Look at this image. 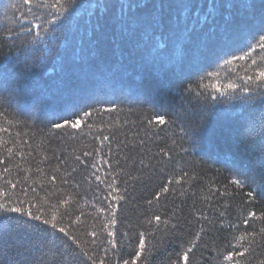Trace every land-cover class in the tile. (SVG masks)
<instances>
[{
    "label": "snow or ice",
    "instance_id": "6c2138e0",
    "mask_svg": "<svg viewBox=\"0 0 264 264\" xmlns=\"http://www.w3.org/2000/svg\"><path fill=\"white\" fill-rule=\"evenodd\" d=\"M10 7L19 13L15 19L17 27L0 29V46L15 48L19 41L25 53V62L29 59V53L34 51L33 46L42 44L45 49L53 46L59 48L66 41L77 13L83 10L91 17L93 13L89 9L92 8H118L119 16L113 19L122 32L143 33L146 25L166 27L172 34L170 55L162 52L168 47L167 42H164L153 48L152 58L179 64L181 73L191 61L206 56L207 50L213 47V38L218 35L215 29L220 30L223 46L221 52L217 53L222 60L217 64L218 70L205 72L195 87L189 86L178 92L180 99L185 101L179 106L173 103L175 96L167 99L162 95V90L172 85L169 81H161L155 86L140 87L143 103L148 108L136 113L129 109V114L136 116L135 121L124 119L120 123L119 115H111L123 111L119 103L97 95L70 99L65 107L49 109L45 129L41 130L35 149L41 156L35 168L38 178L33 177L31 166L22 168L20 163H14L17 157L24 159L33 155L32 152L24 151L25 147H33L23 139L28 133H12L10 129L17 126L18 122L8 119L7 114L0 111V133L9 135L8 140L0 136V264H155L157 260L159 264H207L203 253L199 257L196 253L208 247L204 243L207 236L225 229L229 233L228 243L219 251L213 248L216 255L208 259L213 264H250L246 254L250 257L257 247L264 248V208L259 213L255 210L257 204L264 203V55L253 56L258 49L264 51V0H259V3L257 0H167V3L118 0L112 5L90 4L87 0H17ZM99 19L97 17V24ZM243 30H247L248 38L254 42L248 43L241 54L227 51L233 35ZM238 61L245 63L238 65ZM19 62V56L12 60L14 64ZM237 67H243L244 75L237 74L233 78L227 71H221ZM9 75L7 67L0 64V90L15 92V89L7 88ZM205 80L208 82L205 83ZM193 95L198 101L195 107L190 104ZM219 104L232 105L230 116L231 126L236 129L235 142L252 157L251 165L241 164L227 155H217V162L229 172L227 183L218 185L213 179L206 184V189H201V207L197 208L193 203L187 226L180 223L181 216L177 210L171 214H157L155 209L159 208L161 197L166 199L170 191L176 192L175 186L181 189V196L187 194L193 182L198 181V176L184 167H179V175H167L166 181L152 199L145 202L151 214L144 215L136 227L133 253L128 258L120 257V242L114 230L118 205H113L112 201L119 202L127 198L129 183L127 179L124 180L121 189L116 187L121 183L117 176L109 172L102 178L98 174L101 168L98 167L97 158L112 168L108 161L114 143L118 156L121 150H126L123 159L131 160L132 153L141 155L146 138L158 139L160 132L165 130L173 132L175 138L172 144L180 152L188 154L189 149L184 148L183 141H188L192 149H197L207 136L209 152L201 149V155H209L212 123L208 117ZM256 109L260 111L258 123L253 118ZM197 116L199 119L191 123ZM4 122L8 127L4 126ZM20 123L28 126L27 122ZM126 124H132L137 129L131 140L121 130ZM257 128L260 138L259 141H253L252 136ZM140 129H143L144 137H140ZM35 136L33 133L32 138ZM50 138H91L94 142L92 151H85L83 156H76L75 159L94 170L90 176L98 182L96 188L99 193L94 199L107 202L111 211L99 219V228L93 223L91 229L84 233L91 237L90 240L82 239L76 227L83 223L81 217L85 213L82 209L90 202L85 199L80 203L72 192L60 187L71 184L70 178L76 169L62 173L58 179L55 173L60 172L59 166L50 176L39 166L48 159L42 149L44 142ZM178 140L180 143H177ZM174 150L162 148L156 154V157H161L156 160V164L163 165L165 160L171 162ZM101 151L105 153L103 156L99 155ZM83 157L92 158V162L89 163ZM156 157H149L148 162L144 158L133 160V165H139L137 170L156 172V164L152 163ZM119 164L120 160L117 159V166ZM13 168H22L25 175L17 179L12 174ZM158 171L164 174L165 167H160ZM128 176L133 181L142 179L131 173ZM42 181H46L53 190H46ZM101 184L109 189L106 195L100 191ZM235 190H239L244 200L243 207L237 209L235 219L231 220L227 212L230 205L224 198L230 199L238 194ZM40 191H44V195H40ZM191 194L195 195L194 192ZM217 198H220L224 210L218 209L217 214L210 217L205 214L204 208L212 209V201ZM105 211V208L100 207L89 215L97 218ZM254 221H260L261 226L256 228L254 224L250 225ZM121 235L131 243L128 231H123ZM89 244L92 245L91 249ZM101 251L103 255L99 254ZM10 252H15V256H10ZM109 252H112L111 259L108 258ZM258 264H264V260Z\"/></svg>",
    "mask_w": 264,
    "mask_h": 264
},
{
    "label": "trees",
    "instance_id": "16d2710c",
    "mask_svg": "<svg viewBox=\"0 0 264 264\" xmlns=\"http://www.w3.org/2000/svg\"><path fill=\"white\" fill-rule=\"evenodd\" d=\"M16 2L17 0H0V29L6 26L17 27L15 19L19 16V13L10 7L12 3ZM87 2L90 4L112 5L118 3V0H87ZM142 2L167 3V0H142ZM257 3H259V0H257ZM89 12L93 13L91 17L83 10L77 13L71 31L67 34L66 41L61 43L59 48L53 46L45 49L42 44L33 46L34 51L29 53V59L26 62L24 60L25 53L19 41L15 48L0 46V64L5 65L10 73L6 82L7 88L16 90L15 92L0 90V111L5 112L8 119L18 122L17 126L10 129L12 133L16 131L28 133V136L23 137V139L33 147H25L24 151L32 152L33 155L24 159L17 157L14 163H20L22 168L31 166L33 177L38 178L35 168L41 156L40 152L35 149L40 139L41 130L45 129L49 109L65 107L70 99L97 95L105 100L119 103L123 111L111 115H119L121 118L120 123H123L124 119L135 121L136 116L129 114V109L136 113L148 108V105L143 103V94L139 91L142 85L155 86L161 81H169L172 87H165L162 90V95L167 99L175 96L176 99L173 103L179 106L185 101L180 99L178 92L189 86L195 87L199 78L205 72L218 70L217 64L222 62L217 56L223 46L219 29H215L218 35L213 38V47L207 50L206 56L197 57L191 61L190 65L184 67L181 73L179 64L162 62L159 59L154 60L152 58L153 48L164 42H167L168 47L162 49V52L170 55L172 34L166 27L146 25L143 33H127L122 32L119 24L113 19V17L119 16L118 8H92L89 9ZM165 14L167 15V10ZM97 17L100 18L99 24H97ZM144 19H147V17H144ZM252 42L254 41L248 38L247 30H243L233 35V39L228 42L226 50L241 54V50ZM260 55H264V51L258 49L257 52L253 53V56L259 57ZM17 56L21 58V62L12 63V60ZM244 63L243 61L237 62L238 65ZM221 71L222 73L227 71L233 78L237 74L244 75L243 67ZM204 82L207 83L208 81L205 80ZM197 103L198 101L193 95L190 98V104L195 107ZM231 110V104H219L208 117L212 123V147L209 155H201V149L209 152L207 136L204 137L197 149H192L188 141H183L184 148L189 149L190 154H188L180 152L179 148L172 144V139L175 138L173 132L165 130L160 132V138L158 139L146 138V146L141 155L138 156L132 153L131 160L123 159L126 150H121L118 156L114 143L111 158L108 161L112 168H108L107 164L97 158L98 167L101 168L98 174L102 178L110 172L121 181L116 187L122 189L124 187L123 181L126 179L129 183L127 198L119 202L112 201L113 205H118L116 207L117 224L114 230L117 240L120 242V257L128 258L133 253L136 245V227L141 223L144 215L151 214L148 212L149 206L145 202L152 199L154 193L166 181L167 175H179V167H184L190 172H195L198 176V181L193 182V186L187 194L181 196V189L179 186H175L176 192L170 191L166 199L161 197L160 206L155 209L157 214H171L173 210H177L178 215L181 216L180 223L187 226L186 221L191 218L189 214L192 211L193 203L195 202L197 208L201 207V189H206V184L213 179L218 185L227 183L229 172L223 164L217 162V155L221 157L227 155L241 164L251 165L252 157L244 151L241 145L235 142L236 129L231 126ZM259 116L260 111L256 109L253 112V118L257 123ZM197 119H199L198 116L194 117L191 123L194 124ZM20 122H27L28 126L25 127V124ZM4 126L8 127V124L4 122ZM121 130L126 132L131 140L137 129L132 124H126ZM33 133L36 134L35 138H32ZM0 136H3L5 140L9 139L7 133H0ZM140 137H144L143 129H140ZM259 138V129L257 128L253 133L252 140L259 141ZM177 143H180V141L178 140ZM93 144L91 138L77 140L50 138L44 142V148L42 149L48 159L39 165L48 176L52 175L59 166L60 172L55 173L58 179L62 173L71 171L73 168L76 169L70 178L71 184L60 185V187L72 192L80 203H83L85 199L90 202L82 209L85 213L81 217L83 223L76 226L81 233V238L86 241L90 240L91 237L84 235V233L91 229L93 223H96L97 228H99V219H102L103 215L111 211L107 202L94 199V196L99 195L96 188L98 182L90 176V173L94 170L85 167L75 159L76 156H83L85 151H92ZM162 148L165 150L175 148L172 151L173 159L171 162L165 160L163 165L156 164V160L161 159V157H156V154ZM0 154H2V149H0ZM104 154V151H101L99 155L103 156ZM149 157H156L152 160V163L156 164V172L148 173V170H137L139 168L138 164L134 167L133 160L138 161L140 158H144L148 162ZM83 159L88 160L89 163L92 162L90 157H83ZM117 159L120 160L119 166H117ZM160 167H165L164 174L158 171ZM22 168L20 170L13 168L12 170L13 176L17 179L25 175ZM0 169H2V166H0ZM128 173L141 176L142 179L133 181ZM42 182L45 183L46 190H53L46 181ZM77 184L80 187H75ZM132 185L135 186L132 187ZM99 187L105 195L109 191L103 184ZM37 188L40 190L38 186ZM235 191L238 194L232 198H224L230 205L227 212L228 218L231 220L235 219L237 209L243 207L244 200L243 195L239 194V190ZM193 192L195 193L194 196L191 194ZM40 195H44V191H40ZM109 199L111 198L109 197ZM212 203V209L204 208L205 214L210 217L217 214L218 209L224 210L220 205V198L213 200ZM93 205H95V208ZM100 207L106 210L100 217L94 218L89 215ZM262 208H264V203L257 204L255 210L259 213ZM251 224H254L256 228L261 226L260 221L250 222ZM123 231L129 232L130 244L128 240L122 237L121 233ZM228 235L227 229L214 231L204 240L208 247L206 249L202 248L200 252L196 253V256L199 257L203 253L207 264H213V261L208 259L216 255L212 249L215 248L217 251L223 249L228 243ZM88 247L91 249L92 245L89 244ZM99 254L103 255V252L101 251ZM9 255L14 257L15 252H10ZM111 257L112 252H109L108 258L111 259ZM246 259L250 261V264H258L260 260H264V248L257 247L252 256L248 257L246 254ZM155 264H159V260Z\"/></svg>",
    "mask_w": 264,
    "mask_h": 264
}]
</instances>
